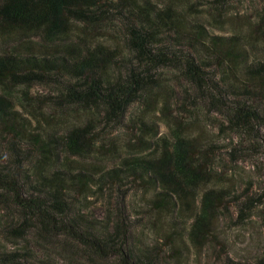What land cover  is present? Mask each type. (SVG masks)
Listing matches in <instances>:
<instances>
[{"label": "trees", "instance_id": "1", "mask_svg": "<svg viewBox=\"0 0 264 264\" xmlns=\"http://www.w3.org/2000/svg\"><path fill=\"white\" fill-rule=\"evenodd\" d=\"M263 22L217 35L152 0H0V264H75L72 244L181 264L207 246L227 196L215 136L235 160L264 150Z\"/></svg>", "mask_w": 264, "mask_h": 264}, {"label": "rangeland", "instance_id": "2", "mask_svg": "<svg viewBox=\"0 0 264 264\" xmlns=\"http://www.w3.org/2000/svg\"><path fill=\"white\" fill-rule=\"evenodd\" d=\"M152 2L159 6L174 5L187 15L207 24L209 30L217 35L244 31L252 27V23L264 19V0H152ZM172 77L177 83H183L177 79L176 73H173ZM176 85L179 90L180 86ZM35 92L42 93L45 97L47 89L37 86L32 93ZM221 121L222 118L214 112L204 114V126L212 135H216L218 131L216 123ZM160 130L162 133L167 132L164 125H161ZM221 138L223 137L215 136L214 141H218L215 146L218 147V155L222 159L223 165L220 170L227 187L221 193H227V196L217 207L216 230L208 234V245L183 251L181 264H245L254 262L264 254V200L258 197L264 184V150H245L249 148L239 150L235 160L227 148L229 144L223 142ZM249 198L253 200V206L246 212V217L241 218L239 207ZM90 201L92 202L90 213L96 218H101L104 203L93 198ZM130 212L132 217H135L134 211ZM1 215L2 212L0 218ZM128 224L134 226L136 235L142 234L144 242L155 243L156 238L141 229L142 220L141 222L133 220ZM5 242L9 245L6 246ZM11 245V242L3 240L0 234V248L12 249ZM70 247V251H66V257L75 264H117L114 258L101 259L76 245L72 244ZM161 247L164 249V245ZM169 257L171 258L170 254ZM53 264L66 263L54 260Z\"/></svg>", "mask_w": 264, "mask_h": 264}]
</instances>
